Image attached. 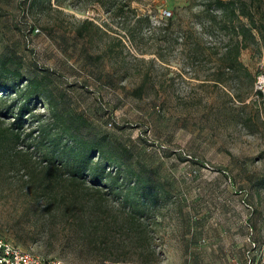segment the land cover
Here are the masks:
<instances>
[{
  "label": "rangeland",
  "instance_id": "1",
  "mask_svg": "<svg viewBox=\"0 0 264 264\" xmlns=\"http://www.w3.org/2000/svg\"><path fill=\"white\" fill-rule=\"evenodd\" d=\"M232 1L242 11L236 24L264 25V0ZM51 4L0 0V54H21L25 75L52 68L54 84L131 149L150 181L129 192L125 155L120 169L110 167L113 183L77 189L62 164L23 136L16 161H0V235L66 264H219L245 260L254 239L251 264H264L259 32L241 51L242 68L226 54L236 32L223 27L215 0ZM85 19L103 30L93 42L74 37ZM80 47L100 53L98 64L85 65ZM10 120L0 113V127Z\"/></svg>",
  "mask_w": 264,
  "mask_h": 264
},
{
  "label": "trees",
  "instance_id": "2",
  "mask_svg": "<svg viewBox=\"0 0 264 264\" xmlns=\"http://www.w3.org/2000/svg\"><path fill=\"white\" fill-rule=\"evenodd\" d=\"M215 2L221 8L225 23L223 27H230L236 32V38L231 39L226 54L235 66L243 68L244 65L239 60L241 51L249 46V40L256 41L254 28L264 41V25L257 24L253 19L250 20V25H238L234 20L240 21L242 11H238L235 2ZM30 5L52 6L51 0H30ZM126 5L124 2L120 3L117 10H123ZM81 24L76 29L75 38L87 35L93 42L96 32L102 30L92 20L85 19ZM101 56L87 47L79 48L78 57L84 60L85 65L98 64ZM23 67V56L17 51L0 54V113L3 117L11 118L9 126L0 127V161H16L12 150L25 136L30 140L28 148L33 147L50 155L52 165H56V162L63 165L69 181L77 189L84 183H90V188L99 185L107 187L113 183L115 173L110 167L120 169L125 155L130 159L125 169L133 184L129 187V192L150 181L147 174L135 170L131 149L112 139L100 125L92 121L62 85L54 84L53 74L57 73L52 68L39 67L40 71L25 75ZM39 103L46 107L44 112L36 111ZM138 160V165L144 168L143 162ZM135 214V211L131 213L129 221L137 228ZM252 241L255 245L250 244L248 249L253 253L257 245L254 239Z\"/></svg>",
  "mask_w": 264,
  "mask_h": 264
},
{
  "label": "built area",
  "instance_id": "3",
  "mask_svg": "<svg viewBox=\"0 0 264 264\" xmlns=\"http://www.w3.org/2000/svg\"><path fill=\"white\" fill-rule=\"evenodd\" d=\"M163 15H170L171 12L167 9L162 10ZM39 29H36L38 31ZM261 66L260 73L257 75L255 89L258 93L264 95V71ZM252 241V240H251ZM255 245L254 242H251ZM251 249L245 251L244 259L232 257L221 261L219 264H251L252 257ZM0 264H66L58 257H43L30 249L23 248L7 237L0 235Z\"/></svg>",
  "mask_w": 264,
  "mask_h": 264
}]
</instances>
